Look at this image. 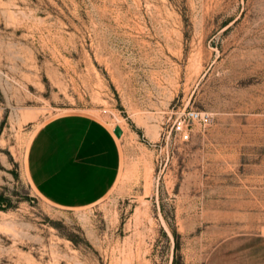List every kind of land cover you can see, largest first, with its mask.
Returning a JSON list of instances; mask_svg holds the SVG:
<instances>
[{"label": "rangeland", "instance_id": "1", "mask_svg": "<svg viewBox=\"0 0 264 264\" xmlns=\"http://www.w3.org/2000/svg\"><path fill=\"white\" fill-rule=\"evenodd\" d=\"M72 117L116 173L65 205L31 162ZM0 194V264H264V0H0Z\"/></svg>", "mask_w": 264, "mask_h": 264}, {"label": "crops", "instance_id": "2", "mask_svg": "<svg viewBox=\"0 0 264 264\" xmlns=\"http://www.w3.org/2000/svg\"><path fill=\"white\" fill-rule=\"evenodd\" d=\"M38 145L31 162L33 181L54 202H89L104 195L115 180L116 165L103 158L115 147L114 140L95 122L66 118L49 127Z\"/></svg>", "mask_w": 264, "mask_h": 264}, {"label": "built area", "instance_id": "3", "mask_svg": "<svg viewBox=\"0 0 264 264\" xmlns=\"http://www.w3.org/2000/svg\"><path fill=\"white\" fill-rule=\"evenodd\" d=\"M208 121L209 115L207 113L198 112L192 109L185 110L177 116L173 124V130L175 134L180 136L182 141H188L190 139L193 126L196 123H207Z\"/></svg>", "mask_w": 264, "mask_h": 264}, {"label": "water", "instance_id": "4", "mask_svg": "<svg viewBox=\"0 0 264 264\" xmlns=\"http://www.w3.org/2000/svg\"><path fill=\"white\" fill-rule=\"evenodd\" d=\"M114 134L118 137V138H121L122 134H123V131L122 129L120 128V126H116L114 128ZM6 203H4L5 205Z\"/></svg>", "mask_w": 264, "mask_h": 264}, {"label": "trees", "instance_id": "5", "mask_svg": "<svg viewBox=\"0 0 264 264\" xmlns=\"http://www.w3.org/2000/svg\"><path fill=\"white\" fill-rule=\"evenodd\" d=\"M4 203H7L4 196L0 194V209H3ZM173 264H177V260H174Z\"/></svg>", "mask_w": 264, "mask_h": 264}]
</instances>
